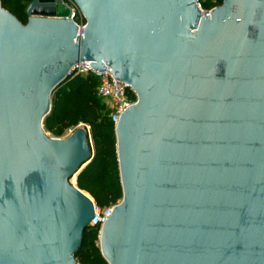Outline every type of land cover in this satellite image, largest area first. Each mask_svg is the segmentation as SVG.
I'll list each match as a JSON object with an SVG mask.
<instances>
[{"label": "water", "instance_id": "obj_1", "mask_svg": "<svg viewBox=\"0 0 264 264\" xmlns=\"http://www.w3.org/2000/svg\"><path fill=\"white\" fill-rule=\"evenodd\" d=\"M0 0V264H78L98 208L77 186L94 157L51 138L75 66L129 85L115 128L123 198L100 230L108 264H264V0ZM74 179L76 185H72Z\"/></svg>", "mask_w": 264, "mask_h": 264}, {"label": "trees", "instance_id": "obj_2", "mask_svg": "<svg viewBox=\"0 0 264 264\" xmlns=\"http://www.w3.org/2000/svg\"><path fill=\"white\" fill-rule=\"evenodd\" d=\"M34 0H1L4 9L23 24L28 23L27 8ZM203 10L221 6L223 0H198ZM100 80L94 75L69 76L52 95V110L44 122L47 133L56 138L80 124L90 127L92 161L79 174L77 186L88 193L103 209L117 205L123 198L117 157L115 126L107 103L98 96ZM136 100L135 95L131 96ZM100 229L89 227L82 247L75 253L78 264H108L100 247Z\"/></svg>", "mask_w": 264, "mask_h": 264}, {"label": "built area", "instance_id": "obj_3", "mask_svg": "<svg viewBox=\"0 0 264 264\" xmlns=\"http://www.w3.org/2000/svg\"><path fill=\"white\" fill-rule=\"evenodd\" d=\"M63 3L70 10V14L67 19L73 20L78 27L83 30L86 26V20L78 7V5L73 0H63ZM198 6L202 10L204 15H210L211 11L203 10L202 6L198 1ZM90 62L81 63L73 69V75L75 76H87L94 75L100 80V86L98 89V96L102 98L108 105L110 109V118L115 128L119 123L121 115L132 105L137 102V96L134 90L127 84L119 82L111 71L106 70L103 73L96 72L91 66ZM135 95L136 100H132L131 96ZM81 128V126L79 127ZM90 135V127L84 128ZM91 136V135H90ZM62 139V138H58ZM118 205V204H117ZM117 205L109 206L103 209L97 208L95 211V217L91 221V227H98L100 230L108 221L109 216H112V213Z\"/></svg>", "mask_w": 264, "mask_h": 264}, {"label": "rangeland", "instance_id": "obj_4", "mask_svg": "<svg viewBox=\"0 0 264 264\" xmlns=\"http://www.w3.org/2000/svg\"><path fill=\"white\" fill-rule=\"evenodd\" d=\"M81 126V128H87V126L85 125V124H80V125H78L77 127H74V128H71V129H69V130H67L66 132H65V134H64V136L63 137H61L62 139H65V138H68V137H70L79 127ZM44 132L49 136V137H51V138H56L55 136H53L52 134H50V133H47L46 131H45V128H44ZM71 183H72V185H76V182H75V180L74 179H72L71 180Z\"/></svg>", "mask_w": 264, "mask_h": 264}]
</instances>
